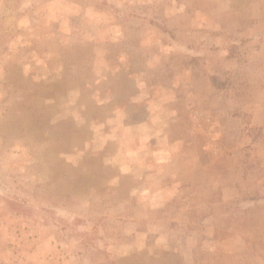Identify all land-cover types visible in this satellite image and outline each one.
<instances>
[{
  "label": "rangeland",
  "instance_id": "rangeland-1",
  "mask_svg": "<svg viewBox=\"0 0 264 264\" xmlns=\"http://www.w3.org/2000/svg\"><path fill=\"white\" fill-rule=\"evenodd\" d=\"M0 264H264V0H0Z\"/></svg>",
  "mask_w": 264,
  "mask_h": 264
}]
</instances>
